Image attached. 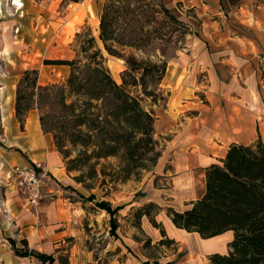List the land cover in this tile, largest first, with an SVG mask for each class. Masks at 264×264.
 <instances>
[{
    "label": "rangeland",
    "instance_id": "374dc122",
    "mask_svg": "<svg viewBox=\"0 0 264 264\" xmlns=\"http://www.w3.org/2000/svg\"><path fill=\"white\" fill-rule=\"evenodd\" d=\"M1 1L5 3L4 12H0L1 73L5 69L6 60L15 62L18 59L21 67L26 65L29 69L38 71L39 85L65 84L72 69L55 62L81 60L86 63L82 46L90 47L91 35L96 38L113 79L118 84L122 83L121 75L128 70V65L123 59L109 55L100 39V19L106 0H84L79 4L64 0H17L22 4L21 10L14 6L15 0ZM148 1L158 4V0ZM201 1L163 0L171 14L187 25L188 30L185 31L183 26L169 20L162 35L155 36L143 51L126 50L128 56L133 54L153 63H168L167 75L160 85L150 84L144 93L140 92L144 91V87L139 88L138 95L144 108L153 113L155 118V148L151 145L147 149L148 155L144 156L145 161H142L148 168L135 170L127 182H116L114 180L122 176L125 166L124 157L118 154L102 159L97 167L99 174L101 170L106 174L105 182L104 178L99 182L91 180L92 172L89 169L84 170L86 182L79 186L75 181V188L57 186L51 177L46 180L44 196L47 188L55 186L58 192H54L51 198L62 197L65 199L64 205L70 210V213L62 212L65 217L61 221L58 238L50 247L42 249L54 256L55 264H166L163 258L171 257L177 250V243L167 233L158 242L151 239L143 231L141 215H150L144 217L151 222V219L156 220L161 211L155 203H145L149 195V183H152L154 177L157 176L156 185H166L169 188L171 184L164 176L154 173L161 158L158 155H163L169 142L186 139V123L189 125L198 109L207 104V94L211 88V67L217 63V52L212 38L203 31L205 24H209L214 17L210 12L206 15L205 11L198 9L195 3ZM243 1L245 0H224L223 10ZM250 2L251 7L258 8L262 0ZM141 20L145 22L144 18ZM155 24L156 22L146 24L147 30ZM78 35L82 37L78 38ZM23 73L21 70L12 75L18 78V84L14 87L16 91ZM55 92L40 107H47L44 109L50 114L49 127L53 128L52 135H58L68 152L69 158L61 155L67 171L74 169L68 171L74 179L81 175L76 167L79 163L72 162L82 150L81 146L73 143L76 142V137L72 132L74 134L78 130L74 128L75 120L71 109L65 108L60 102L59 90ZM72 100L68 98V106ZM39 110L41 114L42 110ZM171 161L172 159L167 168H171ZM89 185L94 188L90 189ZM169 194L170 192L166 194L168 199ZM92 195L96 199L90 201ZM101 202L109 203L112 208L123 206L122 212L115 215L119 224L116 235L111 231V216L97 205ZM226 239L227 236L224 240ZM20 264L43 263L36 258H28Z\"/></svg>",
    "mask_w": 264,
    "mask_h": 264
},
{
    "label": "crops",
    "instance_id": "0c3cea01",
    "mask_svg": "<svg viewBox=\"0 0 264 264\" xmlns=\"http://www.w3.org/2000/svg\"><path fill=\"white\" fill-rule=\"evenodd\" d=\"M223 1L195 3L206 15L210 12L214 17L203 28L217 52V63L211 67L207 104L198 109L189 125L186 123V139L169 142L155 167V174L169 180V188L156 185L155 176L147 190L145 203L158 205L161 211L156 221L177 243L175 253L163 258L166 264H212V256L229 253L233 232L203 239L198 233L177 228L167 210L183 212L203 198L207 168L221 164L233 144L250 146L259 141L264 144V0L258 8L245 0L225 11ZM16 60H6L4 76L0 71V264H20L36 258L16 254V249L26 250V242L30 252L54 258L42 249L58 238L65 217L62 212L70 213L65 199L51 198L58 192L53 185L45 191L41 205L36 210L30 209L14 170L41 163L57 186L75 188L77 182L68 173L53 135L43 131L39 110L32 109L24 127L21 126L14 89L18 78L12 75L31 69L21 67ZM171 159V168H167ZM169 192L170 199L166 196ZM142 228L155 242L163 239L160 229L146 217L142 219Z\"/></svg>",
    "mask_w": 264,
    "mask_h": 264
},
{
    "label": "trees",
    "instance_id": "16d2710c",
    "mask_svg": "<svg viewBox=\"0 0 264 264\" xmlns=\"http://www.w3.org/2000/svg\"><path fill=\"white\" fill-rule=\"evenodd\" d=\"M64 1L79 4L84 0ZM169 20L183 26L185 31L189 28L171 14L163 0H158V4L148 0H106L100 19V39L109 55L123 59L128 65V70L121 75V84L113 79L97 40L91 35L90 47L82 46L86 63L81 60L55 62L72 69L65 84L41 86L37 70L25 71L18 85L16 100L21 126L24 127L32 109L40 108L42 129L52 134L50 114L45 110L46 106H40L50 94L59 90L60 102L71 109L74 128L78 130L77 133L72 132L76 137L73 143L82 149L78 158L72 161L79 163L76 167L81 175L75 178L78 183L86 182V169L92 172L91 180L99 182L104 178L105 182L106 174L103 170L99 174L97 167L102 159L118 154L124 157L125 166L122 176L114 180L116 182H127L135 170L148 168L142 161L148 155L147 149L154 145L155 118L144 108L138 94L144 93L150 84L162 83L168 63H153L133 54L128 56L126 50L143 51L155 36L162 35ZM153 22L156 24L147 30L146 24ZM140 87H144V91L139 92ZM68 98L73 99L70 106L67 105ZM53 137L58 151L69 158L62 140L57 134ZM158 156L160 158L161 154ZM88 187L94 188L93 185ZM89 199L93 201L96 198L92 195ZM97 205L111 216V231L116 235L119 224L115 215L123 206L112 208L107 202ZM167 214L177 228L198 233L203 239L234 233L229 253L212 256V264H264V144L261 141L250 146L233 144L221 164L207 168L203 198L188 210L179 212L169 208ZM144 216L150 217L142 213L141 219ZM151 223L166 237L162 225L154 219ZM24 246V251L16 249L18 256L36 257L44 264H54L52 256L30 252L27 242Z\"/></svg>",
    "mask_w": 264,
    "mask_h": 264
},
{
    "label": "built area",
    "instance_id": "2783aa9c",
    "mask_svg": "<svg viewBox=\"0 0 264 264\" xmlns=\"http://www.w3.org/2000/svg\"><path fill=\"white\" fill-rule=\"evenodd\" d=\"M14 171L18 185L26 195L29 208H38L43 200L46 180L49 178L45 167L41 163H35L28 168H16Z\"/></svg>",
    "mask_w": 264,
    "mask_h": 264
},
{
    "label": "bare ground",
    "instance_id": "6f19581e",
    "mask_svg": "<svg viewBox=\"0 0 264 264\" xmlns=\"http://www.w3.org/2000/svg\"><path fill=\"white\" fill-rule=\"evenodd\" d=\"M13 4H14V6H16V8L18 10L22 9V4L20 2H18L17 0H15V2ZM4 6H5V3L0 0V12H2V13L4 12Z\"/></svg>",
    "mask_w": 264,
    "mask_h": 264
}]
</instances>
